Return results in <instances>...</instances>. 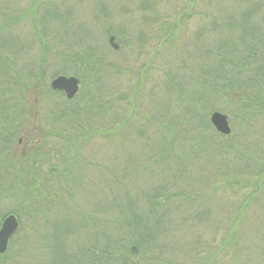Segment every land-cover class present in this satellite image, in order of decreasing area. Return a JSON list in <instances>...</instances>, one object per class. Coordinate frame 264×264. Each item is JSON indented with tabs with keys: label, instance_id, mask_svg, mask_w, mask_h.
I'll return each mask as SVG.
<instances>
[{
	"label": "rangeland",
	"instance_id": "obj_1",
	"mask_svg": "<svg viewBox=\"0 0 264 264\" xmlns=\"http://www.w3.org/2000/svg\"><path fill=\"white\" fill-rule=\"evenodd\" d=\"M241 10L232 0H0V47L19 66L39 60V36L60 57L110 47L108 33L118 34L120 46L110 47L101 108L89 119L96 132L84 154V179L63 195V208L38 217L27 238L15 240L7 264H104L99 251L120 254L131 236L129 222L135 214L149 216L147 197L162 188L173 197L161 208L166 221L148 264H264V179L258 190L232 184L239 176L264 178V108L244 116L220 110L232 129V147L220 156L198 152L200 127L187 116L208 92L202 81L213 75L203 70L220 48L223 25ZM175 23L176 36L168 40L160 29ZM57 56L46 69L48 85L63 72ZM66 70L61 75L74 76L71 65ZM50 98L38 107L45 128ZM216 102L226 108L225 99ZM164 153L166 161L153 160ZM12 210H19L18 202L7 194L0 225ZM23 223L30 221L24 217ZM230 228L237 238L232 248Z\"/></svg>",
	"mask_w": 264,
	"mask_h": 264
},
{
	"label": "trees",
	"instance_id": "obj_2",
	"mask_svg": "<svg viewBox=\"0 0 264 264\" xmlns=\"http://www.w3.org/2000/svg\"><path fill=\"white\" fill-rule=\"evenodd\" d=\"M232 1L239 6V10L242 9L239 12L241 15L223 25L221 40L215 44L220 48L218 51L212 50L213 62L206 66L207 70H203L213 75L202 81L208 92L196 98L194 107L187 112L193 123L199 124L196 144L202 155L215 150L220 156L228 147H232L227 143L231 137L219 134L212 127L208 116L210 111L224 110L230 115L238 112L244 116L246 110L264 108V0ZM258 17L262 18L261 23H256ZM177 31L176 23L170 24L167 29H160L163 35L168 36V40ZM108 35L119 39L118 34ZM38 39L41 52L39 60L33 61L35 65L19 66L12 59V52H5L2 49L4 47H0V169L4 171L0 176V202L6 199L7 194L8 198H15L19 210H12L6 216L14 214L20 222L8 251L0 255V264H7V256L15 246V240L27 238L28 231L35 228L38 217L63 208V195H72L74 188L84 179V166L87 163L84 154L93 132H96L91 130L89 119L94 110L101 108L103 91L99 85L106 73V63L112 50L111 46H89L83 51L60 57L61 53L56 55L54 45L45 36H39ZM56 56L61 62L60 69H63L59 74L66 73L67 67L71 65L75 69L74 76L81 81L80 91L72 101L67 100L63 93L53 92L46 81V69L52 60L56 62ZM49 94L51 98L45 108L48 113L43 117L49 121V126L45 128L40 122L38 107ZM217 98L227 101L226 108L216 106ZM121 124L124 126V123ZM208 131L212 132L213 137H207ZM175 141L172 139L173 145ZM16 147L19 148L18 152H15ZM170 148L164 147L165 152ZM167 156L164 153L153 160L166 161ZM6 175L9 176L7 180ZM240 177L233 180L232 184L240 186L243 183L244 188L253 187L256 190L263 187L262 182L258 183L264 179L262 175L247 180ZM228 182L225 181L230 186L231 182ZM167 192L170 190L166 188L154 189L148 195L150 211L146 212H150L149 216L135 214L133 220L128 221L131 236L121 253L114 254L113 249L104 247L100 253L97 252L100 262L148 264L151 258L153 262L155 246L160 241L158 232L166 221L161 219L165 215L161 213V208L173 197L172 194L166 197ZM254 196L255 193L251 194V197ZM130 202L131 205L135 203L133 200ZM153 212L157 217L152 219ZM24 217L30 221L27 226L23 223ZM86 219L85 222L92 221ZM238 224L236 221L237 228ZM229 231V237L226 238L232 248L237 239L236 231L233 228ZM200 261V264L204 263Z\"/></svg>",
	"mask_w": 264,
	"mask_h": 264
},
{
	"label": "water",
	"instance_id": "obj_3",
	"mask_svg": "<svg viewBox=\"0 0 264 264\" xmlns=\"http://www.w3.org/2000/svg\"><path fill=\"white\" fill-rule=\"evenodd\" d=\"M115 39L111 38L110 43L115 49L118 45L114 43ZM50 87L53 91L63 92L68 100H73L80 89V81L74 76H59L52 80ZM210 122L215 130L224 136H229L232 133L229 119L221 112H213L210 117ZM19 221L15 215L6 217L0 228V255H3L8 250V245L11 237L17 232Z\"/></svg>",
	"mask_w": 264,
	"mask_h": 264
},
{
	"label": "flooded vegetation",
	"instance_id": "obj_4",
	"mask_svg": "<svg viewBox=\"0 0 264 264\" xmlns=\"http://www.w3.org/2000/svg\"><path fill=\"white\" fill-rule=\"evenodd\" d=\"M20 143H21V140H20Z\"/></svg>",
	"mask_w": 264,
	"mask_h": 264
}]
</instances>
